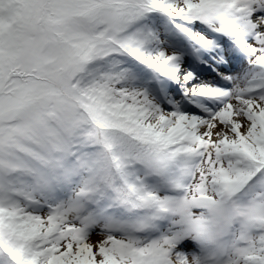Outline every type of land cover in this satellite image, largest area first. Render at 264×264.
I'll return each mask as SVG.
<instances>
[{
    "label": "snow or ice",
    "instance_id": "1",
    "mask_svg": "<svg viewBox=\"0 0 264 264\" xmlns=\"http://www.w3.org/2000/svg\"><path fill=\"white\" fill-rule=\"evenodd\" d=\"M0 264H264V0H0Z\"/></svg>",
    "mask_w": 264,
    "mask_h": 264
},
{
    "label": "rangeland",
    "instance_id": "2",
    "mask_svg": "<svg viewBox=\"0 0 264 264\" xmlns=\"http://www.w3.org/2000/svg\"><path fill=\"white\" fill-rule=\"evenodd\" d=\"M92 239L95 241L97 239H100V237L96 236V235H93Z\"/></svg>",
    "mask_w": 264,
    "mask_h": 264
}]
</instances>
